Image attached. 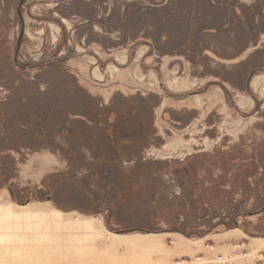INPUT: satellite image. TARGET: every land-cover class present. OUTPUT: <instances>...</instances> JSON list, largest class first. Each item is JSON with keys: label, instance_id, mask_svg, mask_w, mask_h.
Instances as JSON below:
<instances>
[{"label": "rangeland", "instance_id": "1", "mask_svg": "<svg viewBox=\"0 0 264 264\" xmlns=\"http://www.w3.org/2000/svg\"><path fill=\"white\" fill-rule=\"evenodd\" d=\"M212 2L175 0L186 15L167 17L123 0H26L18 47L20 0H0V264H264L250 246L264 238V0ZM218 14L229 40L198 32ZM141 41L182 54L164 80L193 78L192 108L160 85L115 105L72 68L92 42ZM250 154L254 168L233 172ZM236 228L247 236L229 249L209 238Z\"/></svg>", "mask_w": 264, "mask_h": 264}, {"label": "crops", "instance_id": "2", "mask_svg": "<svg viewBox=\"0 0 264 264\" xmlns=\"http://www.w3.org/2000/svg\"><path fill=\"white\" fill-rule=\"evenodd\" d=\"M174 1L175 0H123V2L127 3L141 4L143 5L144 11H153L154 14H162L167 17H185V11H180L179 15H175L170 10H168L169 6ZM212 1L213 0H207V2ZM228 1L234 3V0ZM120 12L123 15L125 9H120ZM204 12L202 9H196L194 13L190 15L192 19L199 20L200 18L204 17ZM106 13H108V10H106ZM232 14H234L235 17L239 20L241 19V17H244L243 13L239 15V12L235 10L232 11ZM213 17H216L219 20L220 18H222V20H220V25L208 27L207 29L202 27L200 28V30H198L200 35L201 32H205V34H208L207 36L214 37V40L225 33L229 35L228 40L230 36L235 35V32L231 28V23L227 17H220L219 14L218 16ZM152 25L153 24H151V28L153 27ZM191 33L193 32L191 31ZM166 36L167 33L164 35V38H166ZM196 37L197 36H195V38ZM195 38L191 40L189 39L188 42L190 45L194 43L193 41L195 40ZM260 39L261 40L258 43H263L264 33L260 35ZM144 41L132 44L124 42L112 47H106V45H102L101 42H92L90 43L91 47L88 50L89 53H86L83 59H75L77 61L72 64V68L76 70L79 81L85 88H88V85L93 82V85L95 86L90 87L94 88L95 90H99L104 95L106 100H113V103L115 105L118 103V99L120 96L147 98L148 96H151L155 93V87L159 85L162 87L160 88L165 94L166 92L169 94H166V96L169 97V99H172V93L169 91L172 90L173 83H167L164 78L165 75H167L166 73L169 74L170 72H172V65L176 64L182 58V54L173 55L172 53L167 52L161 56L156 55L155 53H153V51L155 50H153L154 48L152 46V43L150 41ZM247 45H245V49L254 47L251 46L250 40L248 41ZM231 47H233L231 49H235L234 44H232ZM243 53V55H246V52ZM211 59L212 62H215V64L222 63L228 66L230 64H235L234 56L233 59L228 58L222 60L217 56L211 57ZM187 73L188 70L186 68L184 74ZM181 79L182 80L179 83V88L174 89L175 91H172L175 92L174 94H179L180 96L186 95L184 97L179 96L178 99L175 98L184 103V105L182 104L181 106L185 108L184 111H186L187 108H192L190 107L191 105H189L190 103L188 100L189 97L192 96V94L190 93L192 92L190 88H192L193 78ZM17 151L18 150H16L15 152L17 153ZM32 151L35 154V151L37 150ZM35 155H38V153ZM35 159H38L39 161V157H35ZM236 229L237 230L230 229L217 234H212L209 235V238L212 239L216 244L215 246H217V249L226 250L229 249L230 246H233V241L243 239V236H247L246 233L240 228ZM180 239L182 243L187 244V241L184 238ZM256 239L259 240L250 242V246L252 248H264V238L256 237ZM203 240L204 238L191 240L189 242V246H192L194 244L197 249H201L204 245Z\"/></svg>", "mask_w": 264, "mask_h": 264}, {"label": "trees", "instance_id": "3", "mask_svg": "<svg viewBox=\"0 0 264 264\" xmlns=\"http://www.w3.org/2000/svg\"><path fill=\"white\" fill-rule=\"evenodd\" d=\"M176 97H179L180 95H175ZM184 96H186V95H181L180 97H184ZM215 150H219V147L218 148H216ZM231 151V150H230ZM230 151H228V152H230ZM218 152V151H217ZM211 152H202V153H198V155H204V156H209V154H210ZM239 157H241V155L239 154ZM245 158L246 159H244L243 161H240V162H238L237 161V159L238 158H234V159H231V167H233V172H236L238 169H239V166H240V164H249V166L251 167V168H254V164L255 163H257L258 162V160H257V154H255V155H245ZM234 160H236V161H234ZM216 163H218V161H216ZM260 213H264V208H263V210H261L260 211ZM221 223H219L218 225H214L213 226V229L214 228H216L217 226H219L220 224H222L225 228H228L229 226H230V224H227V223H225L224 221H220ZM233 222H234V224H235V226H238L239 224H237V219H234L233 220ZM212 227V226H211ZM211 227H209V229L208 230H210L211 229ZM179 229L180 231H182V232H184L187 236H201V235H203V234H206L207 233V231H205V232H201V231H194V230H190V231H185V229H183V228H180V227H176V229Z\"/></svg>", "mask_w": 264, "mask_h": 264}, {"label": "water", "instance_id": "4", "mask_svg": "<svg viewBox=\"0 0 264 264\" xmlns=\"http://www.w3.org/2000/svg\"><path fill=\"white\" fill-rule=\"evenodd\" d=\"M26 0H20V4H19V7H18V10H17V13H18V17L20 19V22L22 24V27H21V30H20V34H19V37H18V47L21 43V40L23 38V34H24V19H23V13H22V10H23V5L25 3Z\"/></svg>", "mask_w": 264, "mask_h": 264}, {"label": "built area", "instance_id": "5", "mask_svg": "<svg viewBox=\"0 0 264 264\" xmlns=\"http://www.w3.org/2000/svg\"><path fill=\"white\" fill-rule=\"evenodd\" d=\"M218 256H219V257H218V260L221 261V263L224 264V262H225V260H224V255L219 254Z\"/></svg>", "mask_w": 264, "mask_h": 264}]
</instances>
